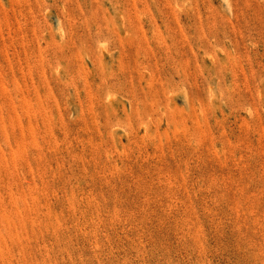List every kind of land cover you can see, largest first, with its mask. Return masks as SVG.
I'll return each instance as SVG.
<instances>
[{"label": "rangeland", "instance_id": "1", "mask_svg": "<svg viewBox=\"0 0 264 264\" xmlns=\"http://www.w3.org/2000/svg\"><path fill=\"white\" fill-rule=\"evenodd\" d=\"M0 264H264V0H0Z\"/></svg>", "mask_w": 264, "mask_h": 264}]
</instances>
